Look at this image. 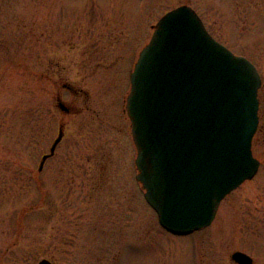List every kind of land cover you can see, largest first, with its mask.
<instances>
[{
	"label": "rangeland",
	"instance_id": "obj_1",
	"mask_svg": "<svg viewBox=\"0 0 264 264\" xmlns=\"http://www.w3.org/2000/svg\"><path fill=\"white\" fill-rule=\"evenodd\" d=\"M181 4L192 6L215 37L217 31L235 52L249 54L264 73V45L252 53L254 46L248 44L264 27L246 35L248 43H232L224 24L216 22V0H0V264H39L42 259L54 264H232V232L238 245L259 243L245 241L243 227L257 221L260 230L263 218L234 215L231 200L238 198L240 209L249 213L246 198H254V208L256 198L264 196L259 176L221 202L209 227L187 236L162 228L135 178L137 150L126 110L130 75L152 25ZM53 19H60L63 35L56 42L58 31L43 22ZM226 25L237 32L231 21ZM239 28L242 34L249 29ZM50 58L60 62L62 80L84 91L82 110L67 115L58 161L47 163L39 188L41 154L54 136L49 118L54 109L58 112L41 80ZM14 60L18 66L9 68ZM61 92L71 103L70 92ZM254 144L261 154L260 137ZM73 152L75 180V171L68 169ZM55 163H60L59 185ZM97 174L95 183L91 176ZM90 198L106 205L102 215L92 214ZM255 255L256 264H264V254Z\"/></svg>",
	"mask_w": 264,
	"mask_h": 264
},
{
	"label": "water",
	"instance_id": "obj_2",
	"mask_svg": "<svg viewBox=\"0 0 264 264\" xmlns=\"http://www.w3.org/2000/svg\"><path fill=\"white\" fill-rule=\"evenodd\" d=\"M260 84L255 66L218 42L190 6L156 25L132 73L127 111L137 178L168 231L209 226L221 201L256 174ZM235 256L252 263L242 252Z\"/></svg>",
	"mask_w": 264,
	"mask_h": 264
},
{
	"label": "flooded vegetation",
	"instance_id": "obj_3",
	"mask_svg": "<svg viewBox=\"0 0 264 264\" xmlns=\"http://www.w3.org/2000/svg\"><path fill=\"white\" fill-rule=\"evenodd\" d=\"M182 5V4H181ZM189 5V4H187ZM230 9V10H228ZM55 14V12H53V15ZM199 14V13H198ZM200 15V14H199ZM216 22H220L222 24H224L223 30H224V34L229 36L230 41L232 43H248L245 40V36L248 34H253L254 31L259 27V26H263L264 27V0H216ZM201 17V15H200ZM202 18V17H201ZM203 20V18H202ZM204 21V20H203ZM229 21H231L232 25L234 26V28L236 29V33L230 28L228 27ZM245 21L247 27H249L248 31L245 33H241L239 26H246V25H241L240 22ZM44 23H46V25L48 27L52 26L53 30H57L58 33L53 37L52 42L59 41V38L61 36H63L62 34H60V19H53V20H44ZM154 25V24H153ZM152 25V26H153ZM23 30L27 32V28L23 27ZM69 30V29H68ZM210 31V30H209ZM71 35V34H69ZM69 35H66L68 37H70ZM257 35V33H256ZM71 39V38H69ZM216 39L225 44L226 46H228L231 50H233L229 45H227V43L223 42L222 40H220V38L217 36V31H216ZM249 45H253L254 47L252 49H250V51L253 53L254 49L260 47L261 45H264V31L262 33L259 34V36L255 37V39L253 41H251V43H248ZM234 51V50H233ZM235 52V51H234ZM237 53V52H235ZM237 54L240 55H244L245 57H247L251 62H253L255 64V66L258 69V72L261 76V85L258 89V102H259V109H258V116H259V123H258V127H257V131L255 134V137H260V144L263 147V151L260 154L258 152V149H256L254 141H253V151L255 156L258 158V160L260 161V167L259 170L257 172V174L255 175V177L252 179L254 180L257 176H259V180L261 181L262 184H264V73L262 71V69L260 68L259 64L254 61L253 59H251V57L249 56V54L245 55V53H240L238 52ZM54 56L58 57L59 55V50L57 52H55V54H53ZM42 63V62H40ZM18 66V62H16L15 60L12 61V64L10 65L9 68H13L15 69ZM21 67L22 64H21ZM18 69V68H17ZM46 79V80H44ZM41 80L43 81V83L45 84V87L47 88V90L52 92V95L56 101V108L58 110V112L56 113L53 110V114H51L52 116L49 118V121L52 122V130H53V134L54 136L51 137L50 142L47 146V151H45L43 154H41V158H40V162H39V168L42 162V159H44L45 155L50 154V152L52 151V146L56 143V141L59 139V141L56 144V147L54 149V151L51 153V155L45 160V162L43 163V166L41 169H39V177H38V186L41 188L42 187V183L45 180L44 179V171L46 169V165L50 160H54L58 161V157L60 154V146L63 144V142L66 139V128L68 126V119H67V115H71V116H76V112H81L82 109H80L81 107L79 106V98L82 96L83 94V88H81L80 86H78V84L73 83V82H69L68 80L64 81L61 79V75H60V62L57 60H53V59H49L47 66H46V71L42 72L41 74ZM42 81H39L40 84L42 85ZM41 89L43 90V87H41ZM61 89L63 90H67L68 92H70V94L72 95V98H70V102L71 103H67L62 99V92ZM63 102L64 107L66 108V110H63L60 107V103ZM59 112H62L63 117L61 114H59ZM56 116H55V115ZM40 128L44 129L45 127V117L41 116L40 120ZM62 133V137L60 139V135ZM69 163H68V169L70 170V172H74L71 175L74 177V180L76 178V169H77V164H76V154L70 153L69 156ZM88 165H90V163H88ZM54 171H56L55 173V183L56 185H59L58 182L61 183V174L58 173V171H61L60 169V163H55L54 165ZM91 167V166H88ZM136 178V175H135ZM94 179V180H93ZM91 180L95 181V183H97V181H99V174L91 176ZM96 198H90L89 204H91V207L94 209H92V214H97L98 212H100V214H103V208L106 206L103 201L101 203H96L95 202ZM259 199V201H257L258 203L255 204V207L253 208L252 206V202L254 200V198H246V200L244 202H246L247 204L251 205L252 210H249V213H245L244 210H241L240 208L242 207V205H240V201H238V198H231L232 200V209H233V213L234 215H239L243 218V216H248V217H260L263 218V224L261 223L262 228L260 230H257V221H250L248 222V225L246 224V226L243 227V230L246 232V236H245V241H249L250 239L254 241V239L256 241H258L259 243H249V245L245 246V243L243 245H238L237 244V238L235 235V231L232 232L231 234V245L233 247L230 258H231V263L232 264H248V263H243L242 260L238 259V257H236L235 255L238 252H242L245 255H248L250 257H252V263L251 264H256V259H255V254L257 253H263L264 254V196L262 198H256ZM245 213V214H244ZM103 228V224L101 225ZM96 227V225L94 226ZM254 245V247H252ZM241 247H245V248H241ZM250 247V249H249ZM254 250V251H253ZM255 255V256H254ZM244 260H247L244 259ZM52 264H54L52 262Z\"/></svg>",
	"mask_w": 264,
	"mask_h": 264
}]
</instances>
